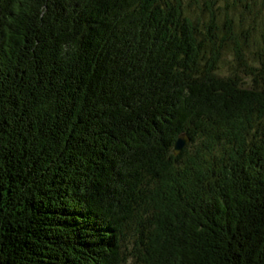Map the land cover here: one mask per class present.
<instances>
[{"label":"trees","instance_id":"trees-1","mask_svg":"<svg viewBox=\"0 0 264 264\" xmlns=\"http://www.w3.org/2000/svg\"><path fill=\"white\" fill-rule=\"evenodd\" d=\"M251 38L219 0H0V264H264Z\"/></svg>","mask_w":264,"mask_h":264},{"label":"rangeland","instance_id":"rangeland-1","mask_svg":"<svg viewBox=\"0 0 264 264\" xmlns=\"http://www.w3.org/2000/svg\"><path fill=\"white\" fill-rule=\"evenodd\" d=\"M247 3L250 4L249 8L246 7ZM222 4L245 29L252 31V49L254 51L264 49V39L262 37V34H264V0H224ZM230 60L233 61L232 55ZM230 62H224L223 68L230 70ZM234 64L235 62H233Z\"/></svg>","mask_w":264,"mask_h":264},{"label":"water","instance_id":"water-1","mask_svg":"<svg viewBox=\"0 0 264 264\" xmlns=\"http://www.w3.org/2000/svg\"><path fill=\"white\" fill-rule=\"evenodd\" d=\"M190 136L186 133H181L178 137L176 146L174 148L175 153H180L181 150L188 145V142L190 141Z\"/></svg>","mask_w":264,"mask_h":264},{"label":"bare ground","instance_id":"bare-ground-1","mask_svg":"<svg viewBox=\"0 0 264 264\" xmlns=\"http://www.w3.org/2000/svg\"><path fill=\"white\" fill-rule=\"evenodd\" d=\"M233 51L229 50V57H231ZM233 62H235V60H233Z\"/></svg>","mask_w":264,"mask_h":264}]
</instances>
